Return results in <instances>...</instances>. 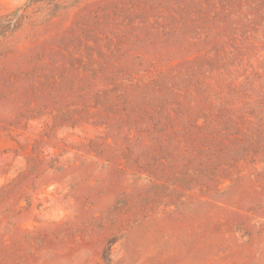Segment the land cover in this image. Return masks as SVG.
Segmentation results:
<instances>
[{
    "label": "rangeland",
    "instance_id": "obj_1",
    "mask_svg": "<svg viewBox=\"0 0 264 264\" xmlns=\"http://www.w3.org/2000/svg\"><path fill=\"white\" fill-rule=\"evenodd\" d=\"M0 264H264V0H0Z\"/></svg>",
    "mask_w": 264,
    "mask_h": 264
}]
</instances>
